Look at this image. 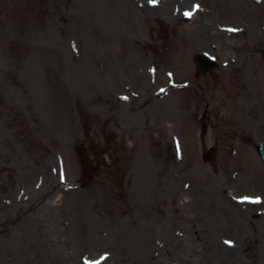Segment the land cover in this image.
<instances>
[{"label":"rangeland","instance_id":"374dc122","mask_svg":"<svg viewBox=\"0 0 264 264\" xmlns=\"http://www.w3.org/2000/svg\"><path fill=\"white\" fill-rule=\"evenodd\" d=\"M164 1L0 0V264H264V0Z\"/></svg>","mask_w":264,"mask_h":264},{"label":"bare ground","instance_id":"6f19581e","mask_svg":"<svg viewBox=\"0 0 264 264\" xmlns=\"http://www.w3.org/2000/svg\"><path fill=\"white\" fill-rule=\"evenodd\" d=\"M168 1L165 0L161 6H157V7H153L154 10H164L168 7ZM174 5L175 2L171 0L170 5ZM177 13V12H176ZM172 14V15H171ZM171 15V20L172 19H180V20H189L190 17L182 14V15H176L175 13H170ZM175 16V17H174ZM244 99L247 98V95L244 94L243 95ZM127 104V103H126ZM129 105V104H128ZM198 105L199 107H203L205 109H209V110H216L217 114L220 115L221 117H226V113L223 111V109L217 107V103L214 101V99H211L210 97H207L206 99H201L198 101ZM235 113V112H234ZM231 122L234 124L235 120L234 117L231 118ZM43 178V177H42ZM45 179V178H43ZM25 181V180H24ZM44 182H47L46 179L44 180ZM35 225V223H33ZM175 230V229H173ZM172 229H160L159 234L160 236H162L161 241L164 242H169L172 241L173 243H175V250H167L165 251L167 252H171L170 254H164L163 253V249L164 247H162V250H158L157 246L158 243H160L159 241H155V239H151V231L147 228V226L145 227L140 226L138 230H132L130 228H125L122 229V232L119 233V237L123 238L125 240L127 239H131V237L135 234L136 235V240H137V249L140 252V254L142 256H144L146 259H148L149 261L151 260L150 264H165L167 262V259L169 257V255H176V257L179 258L180 253L183 251L184 248V244H185V237H183V231L181 233V231H173ZM107 242H112V243H116L115 240L114 241H107ZM170 264V263H169Z\"/></svg>","mask_w":264,"mask_h":264},{"label":"water","instance_id":"95a60500","mask_svg":"<svg viewBox=\"0 0 264 264\" xmlns=\"http://www.w3.org/2000/svg\"><path fill=\"white\" fill-rule=\"evenodd\" d=\"M194 59H195V66L198 72L207 71L215 65V63L211 59L203 57L202 55H196ZM256 149L264 161V147L262 145H257ZM214 156H215L214 147H211L202 153V157L205 160L206 159L211 160L214 158Z\"/></svg>","mask_w":264,"mask_h":264},{"label":"snow or ice","instance_id":"6c2138e0","mask_svg":"<svg viewBox=\"0 0 264 264\" xmlns=\"http://www.w3.org/2000/svg\"><path fill=\"white\" fill-rule=\"evenodd\" d=\"M152 2L154 3V2H155V0H152ZM226 243H229V244H231L232 242H231V241H226Z\"/></svg>","mask_w":264,"mask_h":264}]
</instances>
